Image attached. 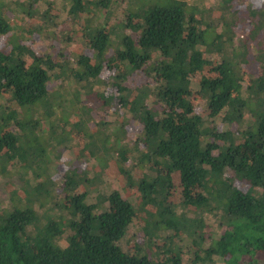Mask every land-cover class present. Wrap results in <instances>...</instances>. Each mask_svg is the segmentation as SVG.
Here are the masks:
<instances>
[{"label":"trees","instance_id":"1","mask_svg":"<svg viewBox=\"0 0 264 264\" xmlns=\"http://www.w3.org/2000/svg\"><path fill=\"white\" fill-rule=\"evenodd\" d=\"M112 2L66 0L62 9L55 0H0V161L32 168L38 152H27L23 143L37 140L40 123L50 118L65 125L67 109L76 105L74 93L77 103L82 94H93L101 104L106 97L96 88L104 82L100 73L112 69L115 51H122L128 77L144 82L131 102L127 90L108 100L121 106L126 128L141 126L118 153L122 164L141 168L140 206L114 187L92 185L75 193L87 182L70 178L64 197L70 219L59 226L42 215L46 202L22 175V196L11 190L0 212V264H215L216 258L222 264H264V0H215L210 6L203 0H118L119 28L97 30L88 43L93 58L68 51L74 36L84 38L95 10L106 9L108 17ZM35 20L42 26L32 28ZM60 24L67 39L59 36ZM132 33L140 34L133 40ZM40 36L46 42L35 50ZM212 62L219 75L192 84L188 72ZM119 80L124 78L112 73L106 83ZM193 89L227 114L235 130H218L217 120L195 113L188 104ZM177 98L186 108L180 119ZM8 170L1 167V173ZM174 170L181 204L167 199ZM146 205L155 212L141 224L142 241L125 250L120 242L134 226L137 208ZM208 218L220 230L208 226ZM63 233L65 247L56 241ZM179 253L186 255L184 263Z\"/></svg>","mask_w":264,"mask_h":264},{"label":"rangeland","instance_id":"2","mask_svg":"<svg viewBox=\"0 0 264 264\" xmlns=\"http://www.w3.org/2000/svg\"><path fill=\"white\" fill-rule=\"evenodd\" d=\"M55 1L58 3V7L62 9L66 7V0ZM113 1L111 5L114 6L110 7L108 17H106V9L98 8L95 10L90 21L87 23V27L84 31L82 30L84 38L79 40L77 38L78 35L74 36L76 42L72 40L69 43L67 47L68 51L75 52L80 50L83 54L93 58V52L88 43L95 36L97 30L102 27L108 30L119 28V6H115L118 0ZM203 1L207 6L215 2V0ZM9 6H11L10 3ZM239 8L241 9L240 22H244L247 20L246 10H242V6ZM213 15H217V13L215 12ZM16 22H19V20ZM239 23L236 24L235 31L240 35L241 26ZM15 25L20 27L18 23H15ZM31 25L32 28H35L39 25L42 26V23L35 20ZM60 26L62 29H60L59 36L67 39L68 36L63 32L65 30L64 24H60ZM139 34L132 33L133 40ZM45 38V36L43 38L40 36L34 39L35 42L32 45L35 50L41 49L42 43L46 42ZM217 42L218 40L215 41V43ZM4 44L5 40L2 38L0 45L4 46ZM123 55L122 51H115V55L110 62L112 69L105 67L100 73L101 80H104V82H100L96 88L99 92H104V96L106 97L105 100L102 99L101 104L96 103V98L93 94H86L84 96L80 94V103H77L79 95L77 93L73 95L69 93L72 95H69L71 96L70 98L73 99L76 105L72 110L67 109L66 116H68V121L66 124L62 125L55 117L50 118L40 123L36 131L37 140L32 138L31 141L28 140L23 143V149H27V152L37 150L36 152L39 153H36V159H33L35 162L31 165L32 168L28 167L26 162H18L11 165L10 163L0 161V163L9 169L6 173H1L3 165L0 164V212L9 203V192L11 190H17V194L22 196V182L20 181V176L22 175L25 177L24 179L30 181L28 182L31 184L33 191L37 193L36 195L39 194L40 198L46 202L41 211L42 215L45 218L49 216L56 222H59L57 223L59 226L63 225V223L66 225L70 219V208L65 207H68L69 204L64 199L65 195H68L71 191V187L66 188V183L70 178L81 179L87 182L86 184L85 182L79 183L74 190L75 193L82 192L84 189L92 187V185H96L101 190H107L109 186L120 190L124 196L129 197L133 203L140 206L141 195L136 179L141 177V168L139 165L129 168L127 167L128 165L122 164L119 161L121 158L118 156V153L125 146L126 139L133 141L136 138L141 126L139 123L133 122L126 128L123 125L121 106L108 100V97H113L119 92L127 90L128 96L126 102L129 103L137 96L135 87L144 82L140 76L128 77L127 65L122 62ZM112 73L122 76L124 80L106 83ZM219 73L220 70L217 69L216 63L212 62L205 65L200 71L188 72V79L192 84H197L202 76L214 77L218 76ZM145 101L147 104L152 105V97L146 98ZM175 103V116L180 119L184 117L186 108L180 105L178 98ZM188 104L195 113L208 119L217 120L218 130H235V124L230 122L229 116L213 109L198 90H192L188 98ZM77 121L82 122L80 127L76 124ZM32 145L35 147L33 150L31 148ZM127 154L128 152L125 153V156ZM157 170L161 171L162 169L157 167ZM130 175L134 179L133 182H129L128 178ZM171 179L172 186L168 189L167 199L172 203L181 204L184 199L181 194L178 171L174 170L171 172ZM198 184H202V179H200ZM235 186L239 187V183L236 182ZM63 188L65 189L61 190ZM154 212L155 208L152 205H146L142 210L141 208H137L134 226L129 229L128 235L120 242L123 249L131 251L134 245L142 241L143 232L141 224L148 220L150 218L149 215ZM205 221L208 223V226L215 227V231L220 230V228H216L213 225V219L208 218L209 222ZM179 222L183 231L185 223L182 218ZM198 223L197 220L194 221V226H199ZM200 224H203V222ZM66 235L63 233L56 238L59 246L65 247L68 244ZM179 245L183 247L186 245V242H182ZM178 256L182 263L186 261L185 254L179 253ZM215 264H222V261L216 258Z\"/></svg>","mask_w":264,"mask_h":264}]
</instances>
